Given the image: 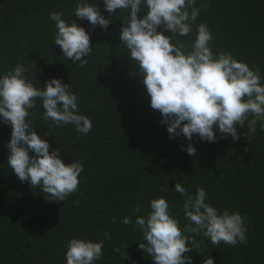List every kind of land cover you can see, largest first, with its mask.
Wrapping results in <instances>:
<instances>
[{
	"label": "trees",
	"instance_id": "16d2710c",
	"mask_svg": "<svg viewBox=\"0 0 264 264\" xmlns=\"http://www.w3.org/2000/svg\"><path fill=\"white\" fill-rule=\"evenodd\" d=\"M78 0H0V75L23 63L26 77L36 87L51 78L70 84L78 97L80 114L91 119L92 129L80 134L71 124L61 127L43 119L39 99L30 110L38 135L51 148L60 149L65 164L83 163L77 192L59 202H50L38 188L19 181L7 165L11 126L0 122V264H66L71 238L103 241V256L95 264H152L138 247L143 239L134 225L120 221L139 204L147 208L152 198L167 199L171 212L188 223L182 211L183 197L174 191L182 183L190 192L203 187L208 202L218 210L239 212L248 226L247 243L213 245L203 240V253L185 255L192 264L211 256L214 264H264V131L258 123L255 134L247 124L237 125L239 140L218 137L215 142L192 141L182 135L169 138L157 110L119 40L121 18L126 11L108 13L102 0H88L101 7L112 22L107 31L74 17ZM207 4L196 24L204 22L212 33L214 52H230L251 67L258 65L264 83V0H197ZM51 12L63 13L66 22L76 20L88 31L91 53L80 66L66 60L58 45ZM163 31V29H158ZM166 35H171L165 32ZM193 34L183 37L194 39ZM51 133L52 135H47ZM192 143L194 156L185 150ZM50 148V150H51ZM32 155V153H29ZM116 223H113V219ZM111 236L105 239L104 232ZM131 260H123L124 246ZM120 247L121 253L113 248Z\"/></svg>",
	"mask_w": 264,
	"mask_h": 264
},
{
	"label": "clouds",
	"instance_id": "9594fccd",
	"mask_svg": "<svg viewBox=\"0 0 264 264\" xmlns=\"http://www.w3.org/2000/svg\"><path fill=\"white\" fill-rule=\"evenodd\" d=\"M102 5L110 14L126 11L119 40L135 63L150 107L160 113V123L166 126L169 138L182 135L192 141L195 135L200 141L215 142L218 131L220 138L230 136L237 141V125L243 127L245 123V135L255 134L258 123L264 131V83L259 66L250 67L230 52L213 51L208 25L195 23L207 4L198 6L197 0H102ZM73 13L78 19H86L93 30L100 27L107 31L112 23L102 15L100 6L88 0H78ZM49 18L55 22L54 44L60 47L63 57L85 65L93 49L88 31L74 19L66 22L61 12H51ZM194 26V39H181L192 35ZM27 72L23 63H17L0 75V122L11 126L7 165L19 181L38 188L44 198L50 197L46 200L64 202L79 189L83 163L72 160L65 164L59 155L61 150L51 148L37 134L30 110L39 99L45 121L50 120L55 127L71 124L80 134L89 133L92 122L79 113L78 97L70 84L51 78L43 88L36 87L26 77ZM182 150L192 156L197 151L192 143ZM174 191L184 198L182 211L188 223L183 228L164 197L152 198L146 209L135 205L134 215L145 214L135 215L134 221L128 216L120 221L134 224L141 231L143 239L138 247L152 264H192V257L185 254L192 250L204 252L203 240L196 239L200 235L217 246L247 243L248 226L239 212L218 210L200 186L193 194L182 183H175ZM104 237L111 239L107 231ZM126 247L123 260H131ZM103 248V241L71 238L65 252L66 264H95L102 258ZM113 251L121 253V248ZM202 264H214V260L208 256Z\"/></svg>",
	"mask_w": 264,
	"mask_h": 264
}]
</instances>
